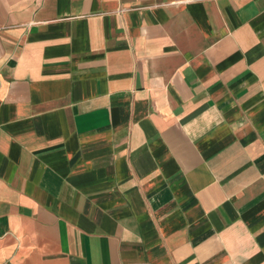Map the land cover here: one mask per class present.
<instances>
[{
	"label": "crops",
	"instance_id": "obj_1",
	"mask_svg": "<svg viewBox=\"0 0 264 264\" xmlns=\"http://www.w3.org/2000/svg\"><path fill=\"white\" fill-rule=\"evenodd\" d=\"M0 264H264V0H0Z\"/></svg>",
	"mask_w": 264,
	"mask_h": 264
}]
</instances>
